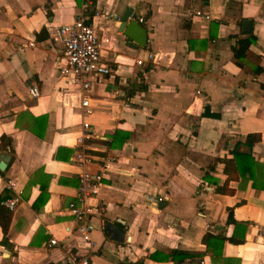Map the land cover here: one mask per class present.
I'll use <instances>...</instances> for the list:
<instances>
[{
  "label": "crops",
  "instance_id": "crops-1",
  "mask_svg": "<svg viewBox=\"0 0 264 264\" xmlns=\"http://www.w3.org/2000/svg\"><path fill=\"white\" fill-rule=\"evenodd\" d=\"M84 1L106 14L94 22L112 71L91 77L82 107L55 36ZM127 5L147 29L137 48L118 28ZM245 19L256 39L238 64L231 45L249 32ZM148 51L160 56L137 63ZM253 131L252 155L264 161V0H0V153L11 156L0 196L15 198L0 264H68L73 252L91 264H264V178L232 179V193L204 179L221 184L217 157ZM85 171L103 173L89 240L68 209ZM230 210L244 229L227 222ZM206 231L242 241L213 253ZM172 249L200 254L164 257Z\"/></svg>",
  "mask_w": 264,
  "mask_h": 264
},
{
  "label": "built area",
  "instance_id": "built-area-1",
  "mask_svg": "<svg viewBox=\"0 0 264 264\" xmlns=\"http://www.w3.org/2000/svg\"><path fill=\"white\" fill-rule=\"evenodd\" d=\"M98 14L106 17L105 13H99L94 9L90 1H84L80 10L71 21L63 22L59 25L56 40L61 43L60 52L62 56L61 72L68 75V82L73 85L71 97L79 100L82 107L88 104L86 97L87 89L90 86L92 76L107 74L112 71L111 66L101 60L100 42L96 33L94 18ZM139 22L143 21L142 16H138ZM160 56L157 52L148 51L146 57H138L137 63H142L145 59L151 61ZM28 94L30 97H38L40 89L36 83L28 84ZM84 133L89 130L87 121L82 123ZM80 155V154H79ZM100 172H82L80 174L81 184L78 192V201H71L68 209L73 217L78 221L77 232L84 240H89L90 232L95 228L92 214L95 205L91 198L98 191V186L102 178ZM15 198L6 200V205L13 207ZM56 243V239L51 237L49 244ZM68 264H91L87 254L70 253L67 257ZM114 264H137L132 260H120Z\"/></svg>",
  "mask_w": 264,
  "mask_h": 264
},
{
  "label": "trees",
  "instance_id": "trees-1",
  "mask_svg": "<svg viewBox=\"0 0 264 264\" xmlns=\"http://www.w3.org/2000/svg\"><path fill=\"white\" fill-rule=\"evenodd\" d=\"M234 43L231 45V49L234 57L237 59V63L241 64V60L245 58V53L253 41H255L256 36L252 31L247 32L245 35L234 36ZM261 68L254 67V71H259ZM46 120L45 115H40L36 117L37 122H42L44 124ZM38 135H42L37 132V130H32ZM4 135H2L3 139ZM261 140L260 132L253 131L246 133L242 139H238L235 143V146L231 149L232 156H223L217 157L218 161L223 163V171L226 173V178L224 181L219 184L217 179L208 174L207 171L204 173V179L208 182L213 181L215 183V190L221 193H232L234 190L233 187L229 185V181L236 179L239 176L243 178H264V161L255 160L252 152L251 146ZM240 145H244L246 149H241ZM256 169V171H255ZM3 198L0 196V225L5 234L8 227L10 217H11V208L4 204L2 201ZM227 222L235 224L234 228L237 226L245 228L244 222L238 221L233 217L232 211L230 210L227 216ZM230 240L235 242L242 241V237H235L232 235L226 236L223 233H211L206 231L202 236V241L206 244L207 248L210 249L213 253L220 252L224 240ZM200 254V251L196 250H183V249H172L164 257H188ZM137 263V262H136Z\"/></svg>",
  "mask_w": 264,
  "mask_h": 264
},
{
  "label": "water",
  "instance_id": "water-1",
  "mask_svg": "<svg viewBox=\"0 0 264 264\" xmlns=\"http://www.w3.org/2000/svg\"><path fill=\"white\" fill-rule=\"evenodd\" d=\"M132 6L127 5L124 10L117 15L118 28L132 42L130 45L137 48L139 45H145L147 38V29L137 20V14ZM251 20H243V30L249 31ZM7 152L0 153V169H4L10 159ZM105 228H109V222H106ZM110 229V228H109Z\"/></svg>",
  "mask_w": 264,
  "mask_h": 264
}]
</instances>
